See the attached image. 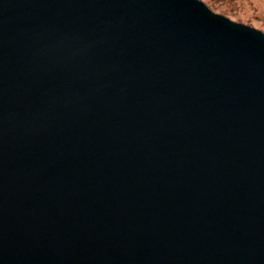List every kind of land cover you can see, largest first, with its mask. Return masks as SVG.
<instances>
[{
  "label": "water",
  "instance_id": "95a60500",
  "mask_svg": "<svg viewBox=\"0 0 264 264\" xmlns=\"http://www.w3.org/2000/svg\"><path fill=\"white\" fill-rule=\"evenodd\" d=\"M0 264H264V31L0 0Z\"/></svg>",
  "mask_w": 264,
  "mask_h": 264
},
{
  "label": "rangeland",
  "instance_id": "374dc122",
  "mask_svg": "<svg viewBox=\"0 0 264 264\" xmlns=\"http://www.w3.org/2000/svg\"><path fill=\"white\" fill-rule=\"evenodd\" d=\"M202 1H204L216 13H222L226 16H229L225 12L223 13L221 11L213 9L211 2H208L207 0H202ZM214 1L216 2L217 5H219L218 8L221 9L222 11L230 10L232 13L239 16V18H233L229 16L230 19L235 21H241L247 25H252L264 31L263 28L254 25L260 22L264 23V0H214Z\"/></svg>",
  "mask_w": 264,
  "mask_h": 264
},
{
  "label": "trees",
  "instance_id": "16d2710c",
  "mask_svg": "<svg viewBox=\"0 0 264 264\" xmlns=\"http://www.w3.org/2000/svg\"><path fill=\"white\" fill-rule=\"evenodd\" d=\"M207 1H208V2H211L213 9L218 10V11H221V12H223V13L225 12V13H227L229 16H231V17H233V18H239V16H237V15L234 14V13H232L230 10L222 11L221 9H219V8H218L219 5H217L216 2H215L214 0H212V1H211V0H207ZM254 25H256V26L261 27V28L264 29V23H263V22H260V23H258V24H254Z\"/></svg>",
  "mask_w": 264,
  "mask_h": 264
}]
</instances>
